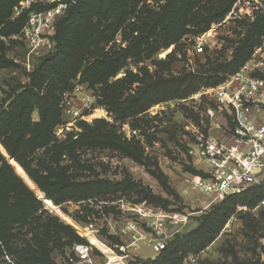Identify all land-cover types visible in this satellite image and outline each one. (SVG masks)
Wrapping results in <instances>:
<instances>
[{
  "label": "trees",
  "instance_id": "trees-1",
  "mask_svg": "<svg viewBox=\"0 0 264 264\" xmlns=\"http://www.w3.org/2000/svg\"><path fill=\"white\" fill-rule=\"evenodd\" d=\"M6 1L0 0V11L6 9L5 13H0L7 22H0V37L9 38L20 34L28 12L11 21L10 13L13 14V8L20 0H10L14 3L5 7ZM88 1L90 4L84 10H80L83 0H75V4L67 8L63 14L65 22L56 25L53 52L39 60L28 82L12 89L0 103V145L44 197L55 205L116 194L129 199L136 197L135 204L148 201L157 205L159 199L140 184L128 180L117 183L87 180L84 173L93 175V172L82 159L81 152L114 151L138 162V143L127 142L118 136L114 124L118 123L120 128L128 119L133 121L156 104L187 98L200 87L210 86L213 76L211 86H217L226 80V76L238 72L259 43L264 31V14L249 26L229 62L218 63L205 58V68L198 66L195 72L175 76L172 65L179 61L176 52L184 56L181 53L185 48L183 39L205 33L212 23L224 17L235 0H151L152 5L145 4V0ZM117 33L126 42L124 48L114 49ZM172 46L173 52L164 61H151L160 51ZM1 57L0 70H3L11 62ZM143 60L151 65L137 67L138 72L129 67V61L137 64ZM121 71L124 76L115 79ZM75 85H85L92 90L93 106L105 109L111 122L98 119L92 124L81 123L80 133L67 134L64 141H59L55 137V128L65 124L61 121L62 96L72 92ZM34 114L37 120H33ZM180 142L179 146L187 154L186 143L181 139ZM63 157L67 164H63ZM261 186L264 183L225 198L255 197L254 191L250 193L251 189ZM256 198L251 200L260 201L263 196ZM260 217L249 223L252 224L250 232L264 230V215ZM52 222L42 211L41 203L0 154V257L4 253L12 255V264H52L47 243L58 241L54 231L64 232L59 237L68 240L65 244L81 242L77 236L67 234L68 226ZM210 223L206 222V226L201 225L188 234H176L154 260H134L130 264H179L183 247L191 243L204 246L210 239ZM22 231L30 235L33 243L17 249L12 240ZM261 252L264 255V247ZM0 264L7 263L1 260ZM241 264L264 263L258 258Z\"/></svg>",
  "mask_w": 264,
  "mask_h": 264
},
{
  "label": "rangeland",
  "instance_id": "rangeland-1",
  "mask_svg": "<svg viewBox=\"0 0 264 264\" xmlns=\"http://www.w3.org/2000/svg\"><path fill=\"white\" fill-rule=\"evenodd\" d=\"M151 2V0H145L147 5H152ZM8 3L14 2L7 0L5 7ZM89 4L90 1L83 0L80 10H84ZM238 9V0H235L224 17L212 23L205 33L183 39L185 48L181 53L184 56L176 52L175 57L179 61L172 65L175 76L184 72H195L198 66L205 68V58L218 63H227L231 60L236 48L240 46V41L246 36L249 26L264 14V6L259 11H255L252 17L239 16ZM5 10L0 12L5 13ZM10 15L9 19L12 21L14 16L11 13ZM0 22L7 23L4 22L1 13ZM64 22L63 15L57 19L56 25L59 26ZM1 30L0 25V33ZM19 35L9 38L0 37V56L12 63L0 70V103L12 89L28 82L29 75L36 70L39 60L44 58V56H28V50L20 41ZM262 35L259 43L250 52L247 62L255 48L261 45ZM114 39V49L126 46V42L121 40L118 33ZM198 39H202L201 54H197L193 49L194 42ZM173 49L172 46L160 51L151 61H164ZM129 62V67L134 72L139 71L137 67L151 65L149 61L144 62V60L137 64L133 61ZM257 75L264 76V70L257 72ZM123 76L121 71L115 79ZM227 78L228 76L225 77ZM213 83L214 76L211 77L210 86L200 87L187 98L152 106L135 117L133 121L136 124L131 119L127 120L129 124L126 122L120 128L118 123L114 124L118 136L124 137L127 142L138 143L140 150L136 152L139 154L138 162L140 163L114 151L94 149L81 152L82 159L87 161L86 164L91 166L93 172V175L84 173L87 180H106L114 183L128 180L140 184L159 199L157 205L148 201L135 204L133 201H136V197L132 196L130 199L125 195L118 197L120 194L80 203L69 201L62 205H55L49 200L58 210L59 213H57L45 205L44 201L47 199L34 184L35 188L27 185L23 178L28 176L21 167L14 161L11 162L13 168L16 165L22 172L19 174L15 168H12L14 174L41 203L42 211L53 221L52 223L68 226L67 234L75 235L81 240V242L73 241L65 244L68 240L65 237H59L64 232L54 231L56 235L58 234V241L47 243L52 264H76L74 247L81 244L92 245L91 259L94 264H110L108 260L110 252L107 253L106 248L113 249L117 256L124 257V264L133 263L134 260H154L158 253L152 250V239L166 238L164 240L167 244L176 234H188L201 225L206 226V222H211L209 224V230H212L209 234L210 239L206 240L204 246L191 243L183 247L179 253L181 257L179 264H185L189 256H194V264H241L258 258L264 263V255L261 252V248L264 247V230L257 233L249 231L252 225L249 223L258 221L261 218L260 215H264V186L251 189L250 193L254 191L255 197L249 195L233 200L232 198H212L193 190L186 183L188 177L200 172V168L179 146L180 139L184 140V136L192 138V133L187 132V128L189 130L195 128L198 131L203 129L207 120L203 114L205 99L197 97L198 99L195 100V97L203 92H211L218 86H211ZM81 86H84L83 94L89 96L93 103L95 100L92 90L87 89L85 85ZM93 109L98 108L93 106ZM102 110L104 117L101 119L111 122L105 109ZM61 112V121L72 127L69 131H60L61 126L55 128V137L59 141H64L67 134L80 133L81 123L92 124L99 119L90 116L92 111L85 112L83 119L70 118L63 114L62 109ZM33 120H37L36 114L33 115ZM145 124L148 126L144 127ZM0 148H2L1 145ZM0 154L8 163L9 157L4 156V154L7 155L4 149L3 152L0 150ZM63 164H67V159L64 157ZM256 196H263V198L260 201H252L253 198L257 199ZM114 197L118 198L114 200ZM135 207L137 210L146 209L150 212V217L142 218L137 212L129 210ZM151 223L156 225L152 226ZM18 233L12 240L13 247L19 249L24 248L27 243H33L30 235L24 234V231ZM91 237L104 246L105 250L97 247L105 252L104 255L94 246L90 240ZM120 248L123 251H120ZM1 260L12 264V255L4 253L0 257Z\"/></svg>",
  "mask_w": 264,
  "mask_h": 264
},
{
  "label": "built area",
  "instance_id": "built-area-1",
  "mask_svg": "<svg viewBox=\"0 0 264 264\" xmlns=\"http://www.w3.org/2000/svg\"><path fill=\"white\" fill-rule=\"evenodd\" d=\"M73 4L75 0L18 2L13 8L14 18L28 12L19 35L20 41L28 50V56H45L53 52L56 21ZM263 6L264 0H238V15L252 17ZM261 39V45L255 48L250 60L238 72L211 92H203L195 97V100L204 97L203 114L207 120L202 130L186 129L192 133V138L184 136L187 155L199 166L201 172L188 177L186 183L193 190L212 198L238 195L264 183V76L257 75V72L264 70V34ZM201 41L202 39H198L193 45L197 54L203 51ZM83 88L84 86L75 85L72 92L63 94V114L83 119L85 112L94 110V102L91 103L90 97L83 94ZM69 125H61L60 131H69L72 127ZM129 210L137 212L142 218L150 217V212L144 208ZM164 239L166 238L151 240L155 253L164 249ZM106 249L115 258L114 262L108 259L110 264H124V257L117 256L113 249ZM120 251L123 250L120 248ZM74 253L76 264H94L91 259V244L75 246ZM194 263V256H189L185 264Z\"/></svg>",
  "mask_w": 264,
  "mask_h": 264
},
{
  "label": "bare ground",
  "instance_id": "bare-ground-1",
  "mask_svg": "<svg viewBox=\"0 0 264 264\" xmlns=\"http://www.w3.org/2000/svg\"><path fill=\"white\" fill-rule=\"evenodd\" d=\"M0 150L3 152V149H2V148H0ZM14 168H15V170L18 171L19 174L22 173L21 170H20L16 165H14ZM23 179L25 180V182L27 183V185H29L31 188H35L34 185H33V183H32L28 178L24 177ZM44 203H45V205H46L49 209H51V210H53V211L59 213L58 210L54 208L55 206H53L52 203H51L50 201L46 200V201H44ZM59 215H60V214H59ZM63 216H64V215H63ZM89 237H90V236H89ZM90 240L94 243L95 246H97V247L102 248V249L105 250L104 246L101 245L98 241H96V240L93 239L92 237L90 238ZM107 253H108V251H107ZM108 255H109V254H108ZM109 259H110V261H112V262L115 261V258H114L113 256H111V255L109 256ZM118 264H122V263H121V262H118Z\"/></svg>",
  "mask_w": 264,
  "mask_h": 264
},
{
  "label": "crops",
  "instance_id": "crops-1",
  "mask_svg": "<svg viewBox=\"0 0 264 264\" xmlns=\"http://www.w3.org/2000/svg\"><path fill=\"white\" fill-rule=\"evenodd\" d=\"M90 116L101 119L102 117H104V111L102 110V108L101 109L100 108L94 109L91 112ZM215 135H217V134H215Z\"/></svg>",
  "mask_w": 264,
  "mask_h": 264
},
{
  "label": "water",
  "instance_id": "water-1",
  "mask_svg": "<svg viewBox=\"0 0 264 264\" xmlns=\"http://www.w3.org/2000/svg\"><path fill=\"white\" fill-rule=\"evenodd\" d=\"M4 156H6L7 158H8V156L6 155V154H4ZM13 160H11L10 158H8V163L10 164V166L13 168V166L11 165V162H12ZM14 169V168H13Z\"/></svg>",
  "mask_w": 264,
  "mask_h": 264
}]
</instances>
